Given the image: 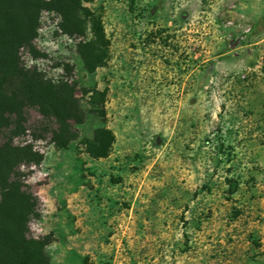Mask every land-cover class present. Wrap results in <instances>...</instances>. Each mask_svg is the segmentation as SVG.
<instances>
[{
  "label": "rangeland",
  "instance_id": "rangeland-1",
  "mask_svg": "<svg viewBox=\"0 0 264 264\" xmlns=\"http://www.w3.org/2000/svg\"><path fill=\"white\" fill-rule=\"evenodd\" d=\"M104 38L86 70L77 46L92 38L42 10L26 67L104 91L103 117L75 125L65 148L39 131L15 136L42 155L21 166L37 199L29 235L49 264H264V0H81ZM164 64L174 65L167 67ZM49 126H53L48 123ZM97 126L104 157L83 138Z\"/></svg>",
  "mask_w": 264,
  "mask_h": 264
},
{
  "label": "trees",
  "instance_id": "trees-1",
  "mask_svg": "<svg viewBox=\"0 0 264 264\" xmlns=\"http://www.w3.org/2000/svg\"><path fill=\"white\" fill-rule=\"evenodd\" d=\"M81 0H0V264H49L45 251L48 240L29 235L28 219L36 214V197L28 191L21 166L38 164L42 155L30 144L16 145L13 138L30 129L26 126V109L34 108L41 116L39 131L50 133L57 148H65L78 138L75 125L86 117H103L104 91L82 87L85 106L76 94V82L45 77L34 67H26L21 50L33 57L32 46L42 10H53L61 17L60 28L85 36L91 24L92 38L80 42L77 50L87 71L101 64L104 38L98 21L88 19L89 12ZM48 123L53 126H49ZM112 132L95 127L83 138L86 151L93 157H104L113 142Z\"/></svg>",
  "mask_w": 264,
  "mask_h": 264
},
{
  "label": "flooded vegetation",
  "instance_id": "flooded-vegetation-1",
  "mask_svg": "<svg viewBox=\"0 0 264 264\" xmlns=\"http://www.w3.org/2000/svg\"><path fill=\"white\" fill-rule=\"evenodd\" d=\"M164 65H166L167 67H172V69L175 70L174 65H170V64H164Z\"/></svg>",
  "mask_w": 264,
  "mask_h": 264
}]
</instances>
